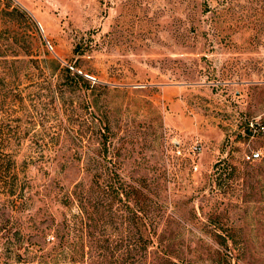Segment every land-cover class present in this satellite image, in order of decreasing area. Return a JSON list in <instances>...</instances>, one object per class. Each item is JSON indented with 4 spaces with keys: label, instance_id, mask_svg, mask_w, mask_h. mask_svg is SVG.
Here are the masks:
<instances>
[{
    "label": "rangeland",
    "instance_id": "374dc122",
    "mask_svg": "<svg viewBox=\"0 0 264 264\" xmlns=\"http://www.w3.org/2000/svg\"><path fill=\"white\" fill-rule=\"evenodd\" d=\"M11 51L0 264H264V0H0Z\"/></svg>",
    "mask_w": 264,
    "mask_h": 264
},
{
    "label": "trees",
    "instance_id": "16d2710c",
    "mask_svg": "<svg viewBox=\"0 0 264 264\" xmlns=\"http://www.w3.org/2000/svg\"><path fill=\"white\" fill-rule=\"evenodd\" d=\"M8 43L11 42L6 41L4 45H8ZM10 53L12 54L0 52V193L6 195H12L22 186L19 185L18 177L21 168H19L15 156L22 139L27 135V131L23 132L17 126L25 120L14 114L16 111H21V114L26 113L23 103V101H27L26 92L25 96L21 94L23 90L18 88V84L27 75L25 69L27 58H13L16 55L15 52L11 51ZM20 62H24V65L16 67L15 64ZM102 147L105 149L104 141H102ZM26 162L27 158L22 163Z\"/></svg>",
    "mask_w": 264,
    "mask_h": 264
},
{
    "label": "built area",
    "instance_id": "2783aa9c",
    "mask_svg": "<svg viewBox=\"0 0 264 264\" xmlns=\"http://www.w3.org/2000/svg\"><path fill=\"white\" fill-rule=\"evenodd\" d=\"M250 129L252 131H255L257 129V123H253V122H249L248 123ZM260 130H263V126H260L259 127ZM197 143L195 142L194 144L190 145L188 148H186V153L182 154V155H186V156H189V155H192L194 153H196V150H197ZM176 153L177 154H180V150L177 149L176 150ZM259 156V151H254V152H250L246 158L249 159V160H254L256 159L257 157ZM196 168V165L193 166V169Z\"/></svg>",
    "mask_w": 264,
    "mask_h": 264
}]
</instances>
